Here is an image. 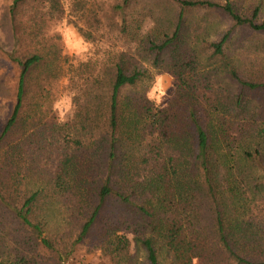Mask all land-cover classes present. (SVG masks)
<instances>
[{
    "label": "trees",
    "instance_id": "16d2710c",
    "mask_svg": "<svg viewBox=\"0 0 264 264\" xmlns=\"http://www.w3.org/2000/svg\"><path fill=\"white\" fill-rule=\"evenodd\" d=\"M20 1L13 0L8 10L14 40L13 53L9 57L17 68V87L0 137L15 128L27 96L29 75L38 71L45 59L37 51L28 55L20 53V37L15 24ZM51 2L60 3L58 0ZM71 2L75 12L81 7L84 10L85 0ZM138 2L111 0L103 13L108 16L107 24L112 22L117 28L116 37L134 44L137 62L120 56L105 66V96L100 102L103 133L98 141L89 144L91 148L98 146L94 152L102 153L98 164L89 166L98 168L99 172L94 175L91 204L72 244L59 245L61 240L48 234L46 222L36 218L33 207L39 191L16 204L5 194V184L0 180V203L8 207L18 226L25 231L28 243L47 251L52 264H74L76 246L95 232H100L101 249L108 264H192L194 258L202 264H264V225L257 221L264 213V141H260V149L249 143L244 146L241 141H210V132L201 124L198 115L203 104L210 102L211 85L206 82L208 75L205 73L225 72L238 85L240 99L247 91L264 88V83L244 80L234 57L227 51L238 28L264 33V23L255 20L257 9L245 16L232 0H171L177 9L172 33L152 34L142 28L149 19L147 11L142 8L139 15H134ZM194 8L220 11L228 17L230 25L216 41H205L208 53L204 59L196 49L192 58L184 57L176 67H168L175 68L183 88L174 97L175 111L165 112L145 99L140 108L135 105L134 110L128 109L125 117L124 111L131 104L120 99V91L142 86L145 80L153 78L145 64L156 67L159 72L163 55L181 40L184 14ZM73 16L78 20L85 18L81 11ZM135 18L138 20L134 26ZM94 19L99 22L97 16ZM131 27H135L134 33ZM182 69L187 70L185 75ZM125 120L126 125L132 127L150 123L158 142L147 143L145 146L150 147L147 152L135 156V148L141 145V141L134 139L137 133L133 130L132 135L127 134L133 141L120 139L118 134ZM220 132L225 134L223 129ZM74 144L81 145L79 140ZM120 156L125 167L119 165ZM139 162L149 167L145 175L136 181L127 180L128 170ZM64 174L60 171L55 176L54 189L58 192L67 189L72 182ZM108 205L120 206L121 213L130 211L133 221H113L104 214ZM133 252L142 254L139 262L132 260ZM0 264H31V261L25 254L14 249L9 251L2 245Z\"/></svg>",
    "mask_w": 264,
    "mask_h": 264
},
{
    "label": "rangeland",
    "instance_id": "374dc122",
    "mask_svg": "<svg viewBox=\"0 0 264 264\" xmlns=\"http://www.w3.org/2000/svg\"><path fill=\"white\" fill-rule=\"evenodd\" d=\"M12 1L0 0V135L10 115L17 87V68L9 57L14 46L8 15ZM58 1L60 3L22 0L16 7L20 53L28 55L37 51L45 59L40 69L29 75L27 96L15 128L0 137V180L5 184V194L16 204L30 193L39 191L33 207L36 218L46 222L48 234L61 240L59 245L69 246L91 204L94 175L99 172L98 168L89 166L98 164L102 153L94 152L98 146L91 148L89 144L98 141L103 133L100 102L105 96V66L120 56L137 61L134 44L126 38H117L114 23L107 24L108 16L103 15L111 0H85L84 10L82 7L78 10L85 17L80 20L73 16L78 11L71 8L72 0ZM232 2L245 16L257 9L255 20L264 23V0ZM142 8L149 17L142 26L144 31L172 33L177 9L171 0H139L134 6V15H139ZM229 25L228 17L215 9L187 11L181 25V40L163 55L159 72L156 67L145 64L153 78L145 80L142 86L120 91V99L131 104L126 107L124 116L128 109L134 110L138 105L140 108L145 99L165 112L175 111L174 97L183 88L175 68L168 67H176L184 57L192 58L196 49L204 59L208 53L204 48L205 41H216ZM130 31H135V27ZM227 48L244 80L264 83V33L247 27L238 28ZM182 71L184 75L187 73V70ZM205 75H208L206 82L211 85L210 102L203 104L198 115L201 124L210 132V141H241L244 146L249 143L260 149V141H264V88L247 91L240 99L238 85L225 72L211 71ZM124 123L118 129L120 139L133 141L127 134L132 135L134 130L138 135L135 141H141V145L136 143L140 151L135 148V156L147 152L150 148L145 146L147 143L158 142L150 123L136 127L127 126L126 120ZM220 129L225 134H221ZM224 135L225 138L220 137ZM75 140L81 145H75ZM119 159V165L125 167L124 159L121 156ZM148 168L147 164L137 163L128 170L127 180L141 179ZM60 171H64L72 182L67 189L58 192L54 189V180ZM262 205L264 209V201ZM104 214L116 222L127 220L130 223L134 219L130 211L121 213L120 206L108 205ZM0 220V246L25 254L31 264H52L47 251L28 243L25 231L3 203H0ZM257 221L264 225L263 212ZM199 223L203 225L206 221ZM99 233L95 232L76 246L72 258L74 264H108ZM141 259L139 252L132 253L133 261ZM192 264L202 263L194 258Z\"/></svg>",
    "mask_w": 264,
    "mask_h": 264
}]
</instances>
